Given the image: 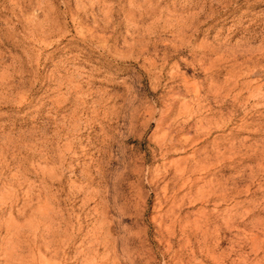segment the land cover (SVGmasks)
Here are the masks:
<instances>
[{"label":"rangeland","instance_id":"1","mask_svg":"<svg viewBox=\"0 0 264 264\" xmlns=\"http://www.w3.org/2000/svg\"><path fill=\"white\" fill-rule=\"evenodd\" d=\"M261 227L264 0H0V264H264Z\"/></svg>","mask_w":264,"mask_h":264},{"label":"bare ground","instance_id":"2","mask_svg":"<svg viewBox=\"0 0 264 264\" xmlns=\"http://www.w3.org/2000/svg\"><path fill=\"white\" fill-rule=\"evenodd\" d=\"M48 22L45 21L44 24L40 25V30H41V33L39 34V38H43L45 39L47 36H48V33L46 32L48 29H47V24ZM36 37H38L37 35H35ZM25 96L24 92H21V97L23 98ZM200 96V90H196L194 93H193V99L194 101H196ZM20 97V98H21ZM59 105V104H57ZM201 105H193V108L191 107H187L186 109H184V112H182L180 115H186L189 114V115H192L194 114L196 111H199L201 109ZM173 108H170V114L168 116H165L161 121H159L158 123V128L160 130H162L161 126H164L166 123H165V120L167 121V119L169 118L170 115L173 114ZM188 118V116H187ZM192 119H189L188 118V121L186 123H184L183 125L179 126L180 130L175 133V129H176V126H175V123H172L168 126L165 127V133L164 135L159 139L158 141V144L161 148H163L164 146H166V143L168 142H173L174 140H176V137L178 136V134L182 135V134H186L187 132V127L192 123ZM194 134L197 136L199 134V129L198 130H195L194 131ZM187 172V167L185 168H180V170H177V175L175 178H173L174 180H182L183 179V176L184 174ZM178 183V182H177ZM177 183L175 184L174 188L176 189L177 188ZM263 227H261V233L263 232ZM254 241L256 242L257 246L259 247H263L264 245V238H260L259 236L255 237L254 236Z\"/></svg>","mask_w":264,"mask_h":264}]
</instances>
